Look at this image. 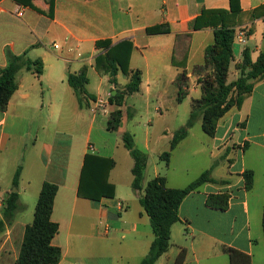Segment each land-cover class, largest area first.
Segmentation results:
<instances>
[{"label":"crops","instance_id":"0c3cea01","mask_svg":"<svg viewBox=\"0 0 264 264\" xmlns=\"http://www.w3.org/2000/svg\"><path fill=\"white\" fill-rule=\"evenodd\" d=\"M19 8L25 10L22 17L16 14ZM240 8V13L229 12L230 0H32L25 4L0 0V68L7 66L8 53H26L27 58L41 60L44 66L41 75L26 68L19 70L18 88L6 111H0V264H18L26 227L34 220L46 181L59 187L52 213V220L59 224L53 240L62 250L58 264H77L79 256L74 252L84 240L91 245L106 242L115 248L126 247L119 255L108 256L107 264L142 263L155 234L140 201L150 180L144 177L142 189L133 188L134 159L119 144H124L128 98L137 97L146 109L154 105L155 116L148 119V125L156 134L149 132L144 148L160 157L170 149L174 133L189 121L194 102L203 96L198 80L204 78L206 48L215 41V28L205 25V19L199 20L204 10L228 11L229 26L236 33L247 32L245 44L236 39L233 44L229 82L238 78L236 66L242 62L245 49L253 62L264 50V0H240ZM155 27L161 33L148 32ZM101 40L131 41L129 66L140 70L142 76L140 90L128 95L122 107L123 126L116 130L119 142L112 144L111 135L105 136L95 127L96 115L101 111L110 119L117 106L110 104L107 96L119 87L124 89L129 77L119 74L115 85L97 67L101 53L97 42ZM83 69L89 83L81 105L68 76ZM181 83L187 94L180 102ZM99 101H103V108L98 107ZM167 120L181 123L174 128ZM198 122L202 127V117L172 151L166 163L168 172L162 176L167 187L180 189L212 168L213 181L183 200L181 220L171 228L172 246L156 264H175L182 249L187 251L183 264H231L229 248L251 256L252 264H264V80L256 83L240 108L233 107L219 120L214 136L204 132L206 138L199 147L204 156L195 176L189 177L185 171L172 173L177 152L190 141ZM95 131L108 142L101 146L95 139L93 143ZM162 143L161 150H153ZM88 153L114 160L109 175L115 186L113 198L95 201L79 197L81 170ZM247 170L254 173L250 190L245 188ZM160 175L156 170L154 178ZM12 192H18V207L7 218L6 201ZM211 197H226V207L210 205ZM98 253L91 263L83 258L86 264H105Z\"/></svg>","mask_w":264,"mask_h":264},{"label":"trees","instance_id":"16d2710c","mask_svg":"<svg viewBox=\"0 0 264 264\" xmlns=\"http://www.w3.org/2000/svg\"><path fill=\"white\" fill-rule=\"evenodd\" d=\"M20 3H29L32 0H16ZM54 1H52L53 7ZM232 13H240V0H230ZM228 11L222 9L204 10L199 20L205 19V25L215 28V41L206 48V62L203 67H210L212 75L199 78L202 85L203 96L193 104L188 123L178 129L171 140L170 149L160 157L169 163L172 151L184 140L195 122L202 117V128L209 136H214L219 120L233 107L240 108L245 96L252 93L256 83L264 80V50L258 59L253 62L249 49L243 52V60L237 64L238 78L229 82V70L234 60L233 44L235 42L236 30L229 26L225 15ZM220 24V25H219ZM198 27V26H196ZM149 33H161L159 27L150 28ZM100 50L97 57V67L104 70L109 76L111 83L118 85L117 76L124 74L129 77V82L121 94L112 95L110 103L116 105L117 109L111 113L108 129L119 130L123 126V110L126 97L140 90L142 76L140 70H133L129 66L133 43L124 40L113 43L111 40L97 42ZM8 64L0 68V111H6L11 97L18 88L17 73L22 68L34 70L38 75L43 73V62L31 60L22 55L8 53ZM186 74L181 76L182 80ZM212 77V79H211ZM68 83L74 89L82 105L89 83L87 70L83 69L76 74H69ZM184 83L180 84L178 100L181 102L186 96ZM123 143L134 159L132 174L134 176L133 188L136 191L142 189L144 171L147 166L148 155L138 149L134 137L123 132ZM115 162L111 158L101 157L92 153L85 155L81 170L78 195L81 198L100 201L102 198H113L115 186L109 181L110 171ZM21 169L15 174L13 184L18 186ZM212 168L203 172L196 180L185 188L173 189L167 187L165 176H157L150 180L145 187L141 204L151 220L155 240L153 241L148 255L141 264H156L157 260L171 248V228L179 222V209L183 200L193 191L211 178ZM245 188L252 189L254 173L252 170L244 172ZM58 185L44 182L35 209L33 222L26 227L18 264H58L62 257L60 247L53 244V240L59 233V224L52 220L55 197ZM18 192H12L6 201L5 215L11 217L18 207ZM226 197H211L209 204L226 207ZM3 224L0 223V230ZM264 231V212H263ZM231 264H252L251 256L238 250L229 248L227 250ZM187 251L182 249L175 264H183Z\"/></svg>","mask_w":264,"mask_h":264},{"label":"rangeland","instance_id":"374dc122","mask_svg":"<svg viewBox=\"0 0 264 264\" xmlns=\"http://www.w3.org/2000/svg\"><path fill=\"white\" fill-rule=\"evenodd\" d=\"M202 71H204V77L209 78V76L212 75V69L210 67H206V68L203 67ZM103 90H105V88ZM122 92H123L122 87H119V89L117 88L113 91H110L107 96V98L109 99V102H110L112 95H116L117 93L121 94ZM151 105L152 106L150 109H146L147 106L143 104V102L140 99L138 100L137 97H129L128 107L130 108V110L128 111L126 115L125 126L123 130V132L130 133L134 137V142H135L136 147L148 155V161H147L148 169L146 168L145 175H144V177H146L145 179H148V181L154 178V173L156 170H159L161 175H165L168 172L167 166H166L167 165L166 160L162 159L161 157L154 156L153 153L148 152L144 148V140L146 139V136H148L149 132H151V134L153 132L152 134L153 136L156 134V131L150 128V125H148V119L154 118L155 116L154 105L153 104ZM97 114H98L96 115L97 123L95 124V127L102 129L105 136L107 134L111 135L110 137L111 142L109 141L110 144H112L113 142H117V141L119 142V138L117 137L116 139L117 131L108 129V121H109L108 117H106V115L101 111H99ZM166 123L170 125L172 124V127L175 128V126L181 122L179 120L177 122L176 121L172 122L171 120H167ZM196 124L197 122H195L194 125ZM156 128L157 126L155 127V129ZM194 132L195 133L194 135L191 136L190 141L177 152L178 157H175L171 165L172 173L185 171L189 177L191 176L193 177V175L195 176V173L197 172L198 167H201L200 164L202 162V158L204 154L199 153V150H200L199 147H200V143L203 140V138H206V135L201 125L199 124V122ZM95 139L101 146L103 145L104 142L106 141L108 142L107 138H105L104 136H100L99 134H97L96 131L94 133L93 143H95ZM99 140H101V142ZM119 144H120V149L126 150L122 142H120ZM163 146H164L163 143L158 145L157 147L154 146L153 150L154 151L161 150ZM159 147L160 149H158ZM166 147H167V144H166ZM168 150H164V151H168ZM124 169L125 168L122 167L123 173H124L123 171ZM143 195H144V192H143ZM177 226H181V223H178ZM112 245H113L112 243H106V242L105 243L95 242L93 245H91L89 244V242L87 243L84 240L82 241V247L80 249H77L76 253L74 252L75 257H77V255L79 256L75 263L86 264L83 258H87L89 260L87 261V263H91V261L95 259V255L97 254V252H101L98 254L101 255L100 257L103 259L104 263L107 264L109 261L108 256H111L112 254L117 256L120 253L124 252L125 250L124 248H126L125 246H123L124 248L122 249L120 247L115 248V245L113 246ZM260 264L262 263L260 262Z\"/></svg>","mask_w":264,"mask_h":264},{"label":"built area","instance_id":"2783aa9c","mask_svg":"<svg viewBox=\"0 0 264 264\" xmlns=\"http://www.w3.org/2000/svg\"><path fill=\"white\" fill-rule=\"evenodd\" d=\"M24 8H19V10L17 11V16L18 17H22L24 15ZM247 32L245 30H240L236 33V36H235V39L241 43V44H245L246 43V40H247ZM55 48H59V45H55ZM100 104L98 105V107H101L103 108V101H99ZM97 109V108H96ZM92 149H94L92 146H91ZM120 209H123V205L120 206Z\"/></svg>","mask_w":264,"mask_h":264}]
</instances>
